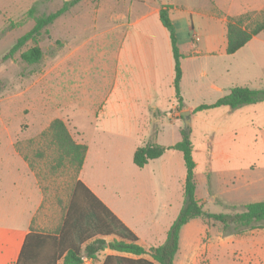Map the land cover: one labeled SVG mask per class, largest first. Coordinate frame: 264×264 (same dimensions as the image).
<instances>
[{
	"label": "crops",
	"instance_id": "crops-1",
	"mask_svg": "<svg viewBox=\"0 0 264 264\" xmlns=\"http://www.w3.org/2000/svg\"><path fill=\"white\" fill-rule=\"evenodd\" d=\"M162 9L174 27L181 56V109L173 88L169 34L159 18ZM245 15L250 18L243 21V28L251 21L260 23L264 0H98L89 5L82 16L86 29L78 27L73 45L56 56L52 71L56 105H47L55 115L32 120L44 125L23 137L38 138L59 119L73 141L86 147L83 164L69 184L59 188L49 177L43 184L38 169L17 145L22 137L0 136V264H63L65 253L54 258V249L37 247L30 240L23 260L20 255L30 236L60 239L76 181L136 236L138 246L148 250L162 245L183 204L182 154L166 150L143 168L134 165L133 155L148 143L165 148L178 143L181 129L172 119L177 111L183 123L181 115L187 114L190 139L200 115L209 120L219 117L204 130L200 162L193 157L196 200L209 206L208 195L213 202L233 207L264 201V166L255 161L261 153L258 140L264 150V101L194 112L235 87L264 89V30L234 54L226 53L229 21ZM92 73L96 82L89 78ZM235 156L238 160L233 161ZM123 173L128 179L121 182ZM136 197L129 206L135 210L130 218L126 201ZM190 223L180 230L173 264H217L214 252L226 241L221 237L219 244L204 242L202 228L186 230ZM70 233L77 242L74 230ZM250 233L243 241L228 240L236 244V264H264V229ZM182 235L194 242L182 246ZM84 245L79 246L81 251ZM115 254L105 245L95 259H88L90 264H102L106 256Z\"/></svg>",
	"mask_w": 264,
	"mask_h": 264
},
{
	"label": "trees",
	"instance_id": "trees-1",
	"mask_svg": "<svg viewBox=\"0 0 264 264\" xmlns=\"http://www.w3.org/2000/svg\"><path fill=\"white\" fill-rule=\"evenodd\" d=\"M81 0H68L55 12L47 15L35 17V6L27 11V16L34 22L33 27L20 36L3 60L12 57L28 42L33 46L21 52L19 57L22 62L33 65L39 63L43 57L42 51L38 46V39L42 31L47 33L46 28L54 23L59 17L64 15L70 8ZM247 15L230 19L227 26V55H232L244 47L254 36L264 30V19L255 24L251 29L242 27ZM163 27L169 34L171 51L174 61V80L173 88L178 109L182 108V98L180 94V54L177 48V39L174 27L168 18L166 10H161L159 15ZM264 101L263 90H250L247 88L235 87L211 105H200L194 112H200L219 107H229L237 109L244 105L255 104ZM49 134L55 145L59 160L67 161L77 174L83 164L86 147L73 141L65 123L59 119H54L47 130L42 133ZM181 140L175 145L165 148L148 143L136 149L133 155V163L138 168H143L149 161L158 159L166 150H174L182 154L186 177L183 192V204L171 224L165 242L158 246L145 250L137 245L136 236L126 228L82 183H73L64 225L61 229L60 239L51 237H28L24 243L20 260L27 254V244L29 240L39 247L40 244L54 249V258L61 257L65 253L63 264H81V258L87 257L95 259L96 255L103 251L104 246L116 253L104 258L102 264H173V259L178 251L179 233L181 228L189 221L200 219L207 223L212 221L220 224L224 235L242 234L255 229H264V201L247 204L240 207L239 211L233 214H214L203 210L202 205L195 198V179L193 160V145L190 133L183 129L180 130ZM237 207L231 209L236 210ZM71 230H74L77 242L72 241ZM94 237H112L110 242ZM30 238V239H29ZM91 240V241H90ZM89 241V242H88ZM86 243V244H85ZM85 244V245H84ZM80 245H84L83 251ZM57 252V256H56ZM134 256L135 258L129 257ZM148 256V259L142 256ZM23 262V261H22Z\"/></svg>",
	"mask_w": 264,
	"mask_h": 264
},
{
	"label": "rangeland",
	"instance_id": "rangeland-1",
	"mask_svg": "<svg viewBox=\"0 0 264 264\" xmlns=\"http://www.w3.org/2000/svg\"><path fill=\"white\" fill-rule=\"evenodd\" d=\"M97 1L81 0L62 15L63 17H59L52 25L48 26L46 28L47 33L42 31L38 39V46L42 51L43 57L39 63L28 65L21 61L19 55L33 46L31 42H28L12 57L6 60L2 59L15 41L33 27L34 22L27 16V11L35 6V17L47 15L59 9L64 0H0V136L10 135L14 137L15 134L21 136L22 138L18 139L17 145L24 150L30 164L38 169L41 182L48 184V177L54 178L55 183L59 184V188L62 183L69 184L71 176L75 174V170L68 165L67 161L61 162L59 160L55 145L49 134L46 133L38 138L33 135L31 139H24L23 137L39 131L41 126L44 125L42 123H31L32 120L40 119L44 115L54 117V112L47 111V105H56L57 82L56 75L52 72L56 66V56L59 51L64 50V48L69 49L73 45L79 32L78 27L81 26L86 29L82 16L89 5H96ZM102 22L100 21V23ZM253 26L254 21H251L247 24L246 29H251ZM46 74H49V76L42 84L41 77L43 75L47 76ZM95 74L92 73L91 77H89L92 80L91 82L97 81V75ZM177 112H175L172 119L177 121L176 123L180 129H183L185 124ZM209 119H206L204 115H200L196 128L192 129L191 141L196 147L193 157L197 162H200V157L202 156L198 148L200 142L203 141L204 130L206 127H212L219 120V117L215 116L213 119ZM171 136L170 138H172ZM257 150L261 151V153L255 156V161L257 165L264 166V150L260 140L257 141ZM238 157L235 156L233 161L238 160ZM122 178L124 180H121V182L127 181V174L123 173ZM122 185L123 183L121 184L123 188ZM123 190L126 191L125 189ZM63 191L66 193L64 189ZM124 195L126 199L128 194L125 193ZM205 196L209 203V206H202L205 211L214 214H233L240 210L239 206H235L237 208L233 210L231 209L233 206H229L230 204L216 203L208 195ZM136 199L137 197L130 199L131 203L128 200L126 201L125 210L130 218L135 210H130L129 206H132ZM190 222L186 230L202 228L204 242L219 244L221 237L226 241L223 247L220 246L219 250L214 252L217 253V264H236L239 262L234 250L237 248L235 247L236 244L235 242L232 244L228 240L243 241L245 237L251 234L250 231L236 235H224L220 224L208 221L205 223V227L200 220ZM181 240L182 246L185 243L194 242L193 237L183 235Z\"/></svg>",
	"mask_w": 264,
	"mask_h": 264
},
{
	"label": "water",
	"instance_id": "water-1",
	"mask_svg": "<svg viewBox=\"0 0 264 264\" xmlns=\"http://www.w3.org/2000/svg\"><path fill=\"white\" fill-rule=\"evenodd\" d=\"M181 116H182L183 119H184V124H185L184 129H185L186 131H188V130H189V120H188V118H187V114L182 113Z\"/></svg>",
	"mask_w": 264,
	"mask_h": 264
},
{
	"label": "built area",
	"instance_id": "built-area-1",
	"mask_svg": "<svg viewBox=\"0 0 264 264\" xmlns=\"http://www.w3.org/2000/svg\"><path fill=\"white\" fill-rule=\"evenodd\" d=\"M81 262H82V264H90V260L86 257H82Z\"/></svg>",
	"mask_w": 264,
	"mask_h": 264
}]
</instances>
